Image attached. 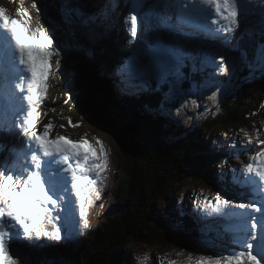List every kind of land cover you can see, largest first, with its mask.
Here are the masks:
<instances>
[{
	"label": "snow or ice",
	"instance_id": "6c2138e0",
	"mask_svg": "<svg viewBox=\"0 0 264 264\" xmlns=\"http://www.w3.org/2000/svg\"><path fill=\"white\" fill-rule=\"evenodd\" d=\"M20 4L17 14L23 19L10 16L8 9L0 6V89L5 90L0 95H14L19 89V92L27 93L20 99H26L29 106L21 109L25 116L15 125L17 131L9 132L17 151L0 162V264H17L15 257L19 252L13 253L10 244L31 246L30 242L40 237L70 240V234H63L62 226L55 225V221L62 218V209L65 213L78 211L77 235L82 234L81 227L89 228V209L101 196L99 182L109 166L107 146L98 137L95 143L87 138V134L79 141L65 136L50 139L51 123L44 126L42 134L35 130L36 106L46 99L51 58L61 57L62 49L53 39L55 29L49 34L42 24L33 27L31 13L23 7V0ZM249 4L264 5V0H192L191 13L216 25L215 32H232L251 11H257L264 18V7L252 9ZM33 7H37L35 2ZM127 20L134 39L137 35L135 7ZM258 57L264 61V43L258 46ZM157 59L160 62L171 60L172 53L161 50ZM220 59L223 62V56ZM56 63L59 65L60 60ZM223 71H228V67L224 66ZM216 97L217 93L213 92L209 99L215 101ZM69 123L73 127L80 126L71 119ZM21 135L27 139L20 138ZM256 136L261 150L241 170L243 180L233 176L234 183L249 189V202L233 205L217 195L211 209L221 219L235 218L238 225L233 234L236 247L228 255L202 257L199 264H264V139H260L259 130ZM0 139H3L2 127ZM248 143H251V137ZM20 153L23 161L17 164ZM9 160H12L11 167ZM234 209L240 211L237 213ZM46 223L53 224L54 231L42 227Z\"/></svg>",
	"mask_w": 264,
	"mask_h": 264
},
{
	"label": "trees",
	"instance_id": "16d2710c",
	"mask_svg": "<svg viewBox=\"0 0 264 264\" xmlns=\"http://www.w3.org/2000/svg\"><path fill=\"white\" fill-rule=\"evenodd\" d=\"M80 1L86 10L90 9V0ZM98 46L104 50V54L100 57V53L94 51L98 59L97 68H106V73L111 75L112 70H114L117 46L116 44L110 46V53H106L105 47H108L107 45L98 43ZM75 49H77L76 46ZM75 61L79 62L77 67L83 64L81 56H75ZM262 62V60L258 63L256 62L255 68L263 69L264 64ZM250 63L251 57L248 55L243 63L245 68L242 64L236 72L238 75L234 78V82L237 87L230 83H224V90L212 89V93H217L216 99L223 103V112L219 116V121L225 125L238 126L243 121L245 114L251 113L252 110L263 103L264 73H260L261 75L254 74V81H252L251 75L248 74ZM76 70H74V73ZM239 70H246V74H240ZM224 81L227 82V78H224ZM90 82L93 91L97 90L99 92L97 95L101 99L98 100L96 95V101H102L98 103V105L104 104L102 109L94 106L91 102L87 103V101L83 100L84 102L82 103V99L78 98V95L81 94L78 89L74 88V90L68 91L70 85L68 78L62 82L61 89L63 85L65 88L64 98L69 100L68 104H74V107L71 108L72 112L76 114L73 115L74 117L78 118L77 112H80L83 117L88 115L91 119H93V116L96 119L99 118L100 121H103V126L114 135L117 144L122 148L124 153L122 154L123 163L118 168L116 176V179L121 184V192L124 194L123 203L116 207V211L119 212V216L116 217L117 228L122 230V234L120 236L114 234L113 230L109 231L105 225L96 234L97 240L91 241L90 244L88 243L76 258L72 254H63L68 261L70 260L69 264H125L126 260L116 258L115 254H119V250L120 252H126L124 247L128 244V241L129 244L136 243L140 239L137 234L139 231L149 230L151 233L150 237H153L152 245L157 243V247H166L167 244L174 242V237L171 235L164 220L154 214L155 205L160 198L166 195L168 190L175 187L176 184H180V180L182 181L186 176L201 182V184L209 185L208 183H212L209 181L207 173V161L210 164L208 159L211 148L209 147L210 138H205L198 131L193 138L190 137L187 140L179 139L178 130L167 126L164 121H154L151 118L150 110H147L142 103H137L134 99L118 98L119 95L116 92L118 87H114L116 92L114 94V91L111 90L113 86L111 80L105 83L98 74L93 72V78H91ZM123 84L127 85L124 82ZM87 87V83L85 85L81 84V88L89 92ZM185 88H188V84L185 85ZM215 88H219V86L215 85ZM177 99L189 105L192 100H199L200 97L184 92L182 98L179 97ZM59 108L70 109L63 106ZM102 111L103 113L105 112V120L100 116ZM78 121H80L79 118ZM206 127H208V124ZM133 134L135 135L134 139L131 137ZM143 137L146 138L143 139ZM126 140L129 143L128 149H125L124 145ZM137 143H140L138 148L135 147ZM139 150H144L145 152L139 155ZM131 152H135L138 158H132ZM133 210H137L139 213L132 215L131 212ZM167 215L172 218V214L167 213ZM189 220L193 223L191 219ZM175 227L173 226V228ZM109 240H112V242L110 243ZM101 242L103 243L100 247ZM43 254L36 255H39V259L42 261L53 262L52 255ZM65 257L62 256L60 258V264L67 262ZM22 261L24 260L22 259Z\"/></svg>",
	"mask_w": 264,
	"mask_h": 264
},
{
	"label": "rangeland",
	"instance_id": "374dc122",
	"mask_svg": "<svg viewBox=\"0 0 264 264\" xmlns=\"http://www.w3.org/2000/svg\"><path fill=\"white\" fill-rule=\"evenodd\" d=\"M25 1H29L32 4L35 2L38 8L42 4L41 0H23V2H25ZM160 4H161V8L163 10L165 9L164 5H167L166 9L164 10L166 12L165 13L166 16H168V15H169L168 17H171V16L173 17L174 16V13L171 14V12L167 11V7L170 8V10H174V8L178 5L177 0H171L169 3H163L162 2ZM37 7H34V11L31 13L32 20H33L34 14H36V13L40 14L42 12V8H41L42 6L39 8L40 9L39 11H37ZM19 8L20 7H16L15 10L18 11ZM251 8H252V6H251ZM46 9H47V5H46ZM119 9L125 11V5L123 4V1H122V5L120 6ZM251 15L254 18L255 11H252ZM251 15L247 16L248 23H249ZM118 16L119 17H117V18H122V16L119 13H118ZM15 17L19 18V19H23V17H20L17 14V12L15 13ZM258 19H262V17L260 16ZM118 20H121V19H118ZM32 24H33V21H32ZM253 24L256 26V30H257L256 31V35H261L262 34V29L260 28V25L258 23H253ZM68 26H69V24L67 25V27ZM44 27L49 30V34H52V30L55 29L54 27H51V29H49L47 25H45ZM109 30H110V32H112V29H109ZM185 30H189L188 31L189 33H190V31H192L190 29V27H187ZM150 33H152V32H150ZM198 33L199 32H197L196 38L198 39L199 43L202 44L200 39H199ZM244 35H246V34H244ZM149 36H150V34H148V31H147L144 41H145V45L148 46V48H149V50L151 52L149 53V55L144 53V55L141 56L140 61H143L144 66L147 65L149 57L151 55H154L155 52H156L155 49H153V46H152V43H151V40H150ZM251 36H252V34L249 33V35H247V40H249L251 38ZM61 39H62V42H61ZM84 40H86V42L88 41L87 39H84ZM54 41H59L61 43V49H63L62 47H64L65 45H66V49H67L68 46L72 45L71 41H69V38L64 36V32L62 30L60 31L57 40H54ZM263 43H264V38H263ZM53 47H55V44L53 45ZM127 47L131 48V46L129 44H127ZM198 47H200L203 50L204 53L207 52L206 48L204 46H199V45L194 44V43L191 44V48L194 49V50H196ZM74 51H75V49L73 50L72 53L71 52H65V54H67L68 58L71 57V56H74L72 58L74 60L73 63H72V66H73L72 69L68 68V66H70L71 60L70 59L67 60V57L65 55L64 56H65V59H66V63H65V67L63 66V68L62 67L60 68V65L55 66V59H54V57H52L53 59L51 58V65H52L51 72L54 71L55 69H59V68L60 69L57 70L55 75H54L56 78L54 77L53 84L51 83V76H49V78H48V81H47V83H48L47 94L48 93H51V94H50V99L46 98L43 101V103H42L44 106H43V114H41V117H40V122L42 124H44L46 121H48L49 123H51L53 125V127L49 131V137L50 138H51V136L52 137L55 136L57 131H59L61 136H64V134L69 133L70 137H71V140H75V139L77 140V138H76L77 135L78 136L81 135L82 137H84V135L87 134V138L90 141H92L93 143H95V138H97V137L100 140H102L104 142V144L107 146L108 152H109V144H110L111 150L109 152V155L112 158L116 157V160L113 161V166L115 168H118V167L122 166L121 165L123 163L122 154H124V153L122 151L121 146L117 144V142H116L115 138L113 137V135L111 134V132L108 129H106V127L103 126V124H99V123H103V121H97L96 119L95 120L94 119H90V118H88L86 116L83 117V115H81L79 112H77V116H78V118H79V120L81 122L78 121V118L73 116V115H76V114L74 112H72V110H71L72 105L68 104L69 100L68 99L66 100V98H64L62 101L60 100L58 102V108H53L52 107L53 106V101H54V99H53L54 96L53 95H59V93L61 91L62 82L65 79H67V78L70 79V75H73L74 74V70H76V68H77V64L79 62H77V61L75 62V56H81V59H82V62H83L84 65L90 66L91 64H95V67H98V60L95 59L94 51L89 50L88 53H87L86 47H85V49H83L80 52V54H77V51H75V54H76L75 55ZM227 53L228 52H225V57L227 56ZM93 56H94V58H93ZM61 57H62V55H61ZM142 57H144L147 62H145ZM220 58H221V56L218 53H208L207 57L199 56V61L202 60V59L203 60L206 59V61L201 62V63L198 62V65L195 66L194 69H192V71L188 75L179 76L178 77L179 84L175 80V73L172 70L169 71L170 72V76H171L170 79L174 83L179 85V87L182 85V83L184 81H187L188 82L187 91L189 93H194L195 95L201 97L206 92L210 91L213 88L212 81H211V83L207 84L206 80H207V78H209V71L210 70H211V72L213 70H218L219 67L221 66V59ZM244 61L245 60L242 59L239 62V64L235 65V68H232V70H231V68H228V71H226V72L227 73L237 72V70L239 69V66ZM137 62H138V59H137ZM131 66L132 65H129L128 67H131ZM243 66L245 68V64H243ZM64 71H66L67 76L62 77V74L65 75ZM77 71L78 70H76V72ZM238 72L240 74H246V70H239ZM129 73H131L133 75V78L135 77V73H136L135 71L134 72L130 71ZM110 76H112V74ZM213 76H215L214 73H213ZM126 79H127V77L124 78V80H125V81L123 80L124 83H127ZM88 80H90V75H88L86 77V79H85V81H87V82H88ZM131 83H135V80H133ZM112 84H113V87H118V85H115L113 82H112ZM162 84H163V81L162 80H158L155 86L156 87H161ZM218 85H219V89L224 90V86L222 85L221 80H218ZM124 86L126 87V89H124L125 92L126 91H131V92L134 91L133 89H127L128 88L127 85H124ZM62 87H63V85H62ZM171 87L172 88L167 86V90L168 89H172L174 91H169L168 90L169 95L166 96V97H162L161 101H159L157 103V106H156V110L162 116L170 117V118L174 114L177 115L178 112L180 111V110H176L175 109V107H174L175 106L174 105L175 102L172 99V93L179 92V87L176 88V86L174 84H171ZM94 91H97V90H94ZM114 94H116L115 91H114ZM120 97H122V96H120ZM97 98H98V100L101 99L100 97H98V95H97ZM168 101H171V103H169ZM218 103H220V102L216 101V100L215 101L212 100V101H208V103L206 105H218ZM60 106L69 107L70 109H68V110L67 109H62V108H59ZM6 108H7V104L4 105V110H6ZM262 109L264 110V106L262 108H261V106H259L257 109L252 110L251 113L245 115V117L248 118L251 121V125L250 126H245L244 128H246L248 130L257 129V130L260 131L261 135L264 134V111ZM203 111L204 112L207 111L209 113L208 108H204ZM82 114H84V113H82ZM104 114H103V111H102L100 113V116H101V118H103L105 120ZM80 115H81V117L83 119L80 117ZM0 119H1V117H0ZM69 119H71V121L73 123L79 124L80 126L79 127H73L69 123ZM181 120H184V121L187 122L188 118H186L185 116L184 117L182 116ZM97 122H98V124H97ZM245 122H248V120L245 119ZM188 124L189 125H193V124L194 125L195 124L196 125H200L204 133H207V131H209L210 134H212V136H213V145H215L217 150H219V151H224L225 150V149H223V147L225 148L224 142L221 139H219L218 137H216L214 134H215V131H217V127H219V126L220 127L221 126H228V125H225L222 122L221 123L214 122L211 126L206 127V126H204V122H199V121L191 122V123H188ZM102 126H103V128H102ZM4 127L5 126H3V128ZM12 130L13 131L15 130L14 124H12ZM6 131L8 133L7 129H6ZM7 138H8V134H7ZM145 138L146 137H143V139H145ZM124 145H125V149L129 148L128 140L125 141ZM139 146H140V143H137L135 145V147H137V148ZM256 146H253L250 143V144H248V147H249L248 150L246 148H244V150L242 152H244L246 159H249V160L252 159V157L255 155V153H257V152H259L261 150V146H259L258 144H256ZM220 148L222 150H220ZM144 152H145L144 150H141V151L139 150V155L143 154ZM216 165H220V164H216ZM237 171L241 172V169H237ZM116 173L117 172L114 173L115 180H116ZM202 173H203V171H202ZM211 173L212 174L208 173L209 181H211L212 183H216V181L218 183H221V181L223 179V176L225 175V168L224 167H219V166L218 167L214 166ZM241 175H242V173H241ZM104 176L106 177V174H104ZM188 187H191V191L194 194L195 201L191 204V210L197 209V213H196L197 216H196L195 219H198V217H202V216H203V218L207 219L210 216H212L215 220H217V217H215L216 215L214 213H212V211H211L212 206L216 202L215 198H216L217 195H219L222 200L223 199H227V200L231 201L233 205H238L240 203H243V202H240L239 198H235L234 200H232L231 197H229L227 195H224L221 191L220 192H213L211 187L209 185H207V184H201V183L199 184V183H196V182L193 183V182H190V181H186V182H183L181 184L182 191H186V189ZM102 189H106V186H104L103 183H102ZM156 191L160 193V191L158 189H156ZM169 192L170 191L168 190L167 193H169ZM136 193H138V192H136ZM136 193H134V194H136ZM167 193L164 196L169 195ZM105 195H107V194H105ZM114 196H116V194H114ZM115 198H117V197H115ZM120 198H122V197H120ZM180 199H181V195H177V197L175 198L176 203H174V202L170 203V204L166 203V202L157 203L155 205V210H157V211L154 210V214L158 215V218H161V216L166 215L167 213L173 211L172 213L176 214V217H174L172 220L170 218L171 223H176V222H178V220L180 221L182 219L181 218L182 210L185 211L188 208L186 206V201L187 200L185 202H183V204H182V203H179ZM102 200L103 199H98L99 207L92 212V214H91L92 216H90V221L95 219V214L96 213L98 214L100 209L102 208ZM114 203H115V200L113 199V201L109 200V203L106 204V206L104 207L105 215H104V217H101V219H100L101 221L105 222V221H107V218H110L111 216L119 214V212L116 211L117 208H115L116 204L113 207H111V205L114 204ZM121 203L122 202H119V204H121ZM237 210L238 209H234L235 212H237ZM186 214H187V217L189 219H191L192 221L195 220L194 217L189 212H187ZM53 215H55V212H53ZM61 215L63 217L69 218V219L73 218V216H75L74 214H69L68 212L65 213L63 211V209L61 210ZM167 217H171V216L167 215ZM78 219H79V216H78ZM227 219L230 220L229 226L231 227V229H229L228 225H226L224 227V230H229L228 232H230V234H234L236 232V230H237V227H238L237 223L234 224V222H236V220H235L234 217H228ZM225 220H226V218H225ZM201 221L202 222H207L205 220H201ZM225 223L227 224V222H225ZM89 224H90V227L85 229V231H87L89 233V237H91V238L97 237L96 234H94L93 236H90V229L93 228L95 225H93L91 222ZM179 224H182V223H177L176 226H179ZM194 224L195 223L192 224L191 229H188L186 231V237L184 238V240L183 239H177L173 243L167 244V246L165 248L164 247H159L158 248L159 249V253L157 252V243H156V245H151V246L149 245V247H150V249L152 251V254L155 255L153 257V259H154L153 264H159L158 261L159 262H163L164 264H185V263L182 262L183 260L181 259V257L183 255H185V254H189L190 255L191 252H193L192 250L194 248H196V246H197L196 244H200V246H201L200 242L203 239H204V244H206V245H207V243L210 244V243H212L215 240H218V241L220 239L224 240V236H222L221 234H214V236L212 235L210 238H206V236L209 235V234H208L207 230L203 227V224L202 223H200L198 225L197 224L194 225ZM46 226H47L46 224L42 225V227H44V228H46ZM210 230H213L215 233H217L218 230H219V226L210 227ZM162 231H164V230H162ZM99 232L100 231L97 230V233H99ZM158 232H160V231H158ZM232 237H233V235H232ZM83 238H84V236H78V242L81 243V240ZM185 240H187L188 242L192 243V245L188 244V247L183 248V250H182V247L186 246V243H187ZM109 242L111 243L112 240H109ZM71 243H72V241H69V245H71ZM90 243H91V239H89V244ZM102 243L103 242H101L100 247L102 246ZM172 245H176V248L174 249V251L168 250L169 248H172ZM200 246H198V247H200ZM29 248H30V251L35 249L34 247H29ZM177 249L178 250H182L184 252L178 253V252H176ZM146 250L147 249L145 247H138L137 248V251L145 252ZM203 251H205V253H203ZM63 253L67 254L66 251H64ZM193 254H194V258H193V261H191L193 264H199V261H200V259L202 257L217 256V255L212 253V249H209V248L208 249H204L203 247L201 248V250L193 252ZM219 254L223 255L221 250H219ZM115 256H116V258H121L120 254H115ZM22 258L23 259L25 258L24 255L22 256ZM48 259L51 260L50 258H48ZM25 260H26V258H25ZM180 262H182V263H180ZM25 263H26V261H25ZM25 263H24V261L21 260L20 264H25ZM136 264H137V262H136ZM146 264H148V263H146Z\"/></svg>",
	"mask_w": 264,
	"mask_h": 264
},
{
	"label": "bare ground",
	"instance_id": "6f19581e",
	"mask_svg": "<svg viewBox=\"0 0 264 264\" xmlns=\"http://www.w3.org/2000/svg\"><path fill=\"white\" fill-rule=\"evenodd\" d=\"M66 1L67 0H62V3H63V7L62 8H64V5H65V3H66ZM111 1H114V0H111ZM133 1V0H132ZM167 3V0H161V3ZM38 3V2H37ZM41 3H42V0H41ZM40 3V4H41ZM49 3V2H48ZM46 5H47V3L46 4H41L40 6H39V8L41 7L42 8V12L40 13V14H42V21H43V25L45 26V25H47V20L49 19V16L48 15H44V8H46ZM131 7H133V6H131ZM131 7H129V8H131ZM128 8V9H129ZM133 9V8H132ZM167 11L168 12H171V14L172 13H174L173 11L174 10H170V8H168L167 7ZM169 16V15H168ZM169 18H172V16L171 17H169ZM251 19H253V17H252V15H251V17H250V20H249V22L251 21ZM199 30H197L196 32H195V29L194 28H192L191 30V32L193 33L192 34V37H191V40H190V33L188 32L189 30H185L187 27H190V24L188 23V21H186V22H183L182 24H179V27H180V30H181V34L179 35V37H178V40H177V43H176V45H178V42L180 41V40H182L184 37L186 38V39H188L189 40V43H188V45H189V47L191 48V44L192 43H194V44H197V45H199V46H204V45H202V44H200L199 43V41H198V39L196 38V35H197V32H202L205 28H204V23H205V21L203 20V19H201L200 17H199ZM48 26V28L49 29H51V27H56L57 26V20L56 19H52L51 20V25L49 26V25H47ZM68 28H69V30L70 31H72V29L70 28V25L68 26ZM148 34H150V40H151V43H152V46H153V49H155V45L157 44V43H159V41H160V39H161V35L160 34H158V32H157V29H155L154 27L153 28H149L148 30ZM150 32H152V33H150ZM195 32V33H194ZM74 33L76 34V36L74 35V37L72 38V40H71V43H72V45L71 46H74V49H75V46H76V48L77 49H75V51H77V54H80V52L83 50V49H85V47L84 46H81V45H79V43H77L76 42V37L77 38H83V36H82V32H79V31H77V30H75L74 31ZM221 34V33H220ZM148 37V36H147ZM210 37H211V35H210ZM84 39V38H83ZM85 42H86V40H85ZM127 44H128V42H126V41H123L119 46H118V49L120 50V56H119V58L118 59H115V63H114V70H112V77H114V72L116 71V69L117 68H122V67H124L125 66V62L127 63L128 61L130 62L131 61V57H130V59L128 60V61H125L124 62V59H125V56L127 55V57H129V55H131V48H128L127 47ZM130 45V44H129ZM106 46V45H105ZM237 47L239 48L240 46H239V44H237ZM64 50L66 49V47L64 46V47H62ZM105 50H106V53H109V47H105ZM75 51H74V54H75ZM154 51V50H153ZM246 51H247V53H249V51L247 50V48H246ZM73 52V51H72ZM71 52V53H72ZM151 51L149 50V48H148V46H146V52H145V54H147V55H149V53H150ZM211 53H213V52H211ZM103 54H104V52L102 53V52H100V57L101 56H103ZM206 54H207V52H206ZM66 57H67V60H71V62H70V65H72V63H73V57L74 56H71V57H69L68 58V56H67V54H64ZM63 55V57L65 58V56ZM76 55V54H75ZM228 57H229V53H227V56L226 57H224V60H223V63H224V65L226 66V63H227V60H228ZM93 58H94V56H93ZM141 58V57H140ZM140 58H138V62L140 61ZM143 58V60L145 61V62H147L146 61V59L144 58V57H142ZM53 59V58H52ZM95 59L96 60H98L97 58H96V56H95ZM242 59H244L245 60V57H243V58H241V56H239V58L236 60V64H239V62L242 60ZM261 59L259 58V60L257 61V63L260 61ZM64 61V60H63ZM204 60L202 59V60H200V62H203ZM76 62V61H75ZM245 62V61H244ZM243 62V63H244ZM242 63V64H243ZM263 64H264V61L262 62ZM241 64V65H242ZM131 65V64H130ZM69 67V66H68ZM134 72L135 71V68L133 67V65L131 66V67H128V68H126V69H124V73H123V75H122V77H121V84H122V87H123V92H125L124 91V89H126V87L124 86V84H123V80H124V78L125 77H127V86L129 85V84H131V82L134 80V78H133V75L131 74V73H129V72ZM136 72V71H135ZM233 73V72H232ZM237 73L235 72V77H237ZM228 80V79H227ZM125 81V80H124ZM53 82H54V76H53V74L51 75V83L53 84ZM115 85H118V87L120 88V82H118L117 84L115 83V82H113ZM64 92H65V88L64 87H62V89H61V91H60V93H59V95H53L54 97H53V99H54V101H53V108H56V107H58V102L61 100H63L64 99V97H65V94H64ZM119 95V97L120 96H125L124 94H118ZM66 96H67V94H66ZM131 99H134V98H131ZM67 100V99H66ZM73 102V101H72ZM71 105H72V107H74V104L73 103H71ZM93 112V111H92ZM80 113V112H79ZM94 113V112H93ZM92 114V113H91ZM80 117H81V115H80ZM86 117H88V118H90L88 115H86ZM83 119V118H82ZM91 119V118H90ZM93 119L95 120L96 118H95V116H93ZM97 121H100L99 120V118H97L96 119ZM97 124H98V122H97ZM99 124H103V123H99ZM6 126L3 128V130H4V132L6 133V135L8 134L7 133V131H6ZM55 136H51V138L52 139H55L54 138ZM113 137H114V135H113ZM50 138V139H51ZM73 141H78V140H73ZM241 176V172H239V171H236V177L237 178H239ZM233 186H234V188L236 189V187H235V185H234V183H233ZM238 189L240 190V186H238ZM155 211H157V210H155ZM184 210H182V212H183ZM158 216V215H157ZM175 217H176V214H175ZM169 219H170V217H168ZM172 219V218H171ZM227 219V218H226ZM193 223H195V224H197V221H195V220H193ZM190 226H192V224H190ZM197 226V225H196ZM214 236V235H213ZM224 239H225V237H224ZM67 240V239H66ZM69 241H71V240H69ZM220 241H222L221 239H220ZM69 243V242H68ZM208 244V243H207ZM182 247V246H181ZM225 247V246H224ZM219 248H220V250H221V247L219 246ZM226 249H227V247H225ZM35 250V251H34ZM34 250H32V251H30V248L28 247V250L27 251H29L30 253H32L33 255H36V254H40V253H44V254H48V252H46L45 250H43L42 249V251H41V249L39 248V249H34ZM43 254V255H44ZM135 264H136V261L134 262Z\"/></svg>",
	"mask_w": 264,
	"mask_h": 264
},
{
	"label": "water",
	"instance_id": "95a60500",
	"mask_svg": "<svg viewBox=\"0 0 264 264\" xmlns=\"http://www.w3.org/2000/svg\"><path fill=\"white\" fill-rule=\"evenodd\" d=\"M49 2V3H48ZM43 4H47V9L44 8V15H55L56 18H59L57 15H59L57 12H60L61 14L65 12V9L62 8L63 7V3L62 0H42ZM60 19V18H59ZM65 37H68V34L66 33L64 35ZM66 39V38H65ZM62 42V39H61ZM66 47V45H65ZM91 66H87L84 65V67L82 66H78L76 69L78 70L77 72L74 73V75H72V77L70 76V79L68 78V80L70 81V85L68 87V91L69 90H74V88L78 89L81 94L78 95V98L82 99V103L84 101H87V103H93L94 106L99 107L101 109V106L98 105V101H96V92L93 91L92 95L90 94V90L89 92L86 91L85 89L81 88V84L86 83L85 79H86V72L90 70ZM67 76V73L62 74V77ZM73 78V79H72ZM88 88V87H87ZM84 100V101H83ZM95 107V108H96ZM89 110V109H88ZM97 110V109H96ZM99 110V109H98ZM90 111V110H89ZM94 112V111H93ZM104 114V113H103ZM119 139V138H118ZM130 155L132 157L136 156L135 152H131Z\"/></svg>",
	"mask_w": 264,
	"mask_h": 264
}]
</instances>
